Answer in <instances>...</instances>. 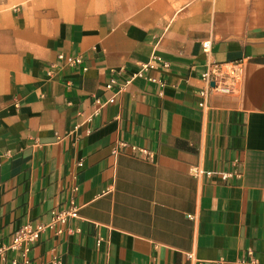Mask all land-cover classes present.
I'll use <instances>...</instances> for the list:
<instances>
[{"label": "crops", "instance_id": "crops-1", "mask_svg": "<svg viewBox=\"0 0 264 264\" xmlns=\"http://www.w3.org/2000/svg\"><path fill=\"white\" fill-rule=\"evenodd\" d=\"M72 206L29 264H264V0H0V242Z\"/></svg>", "mask_w": 264, "mask_h": 264}, {"label": "built area", "instance_id": "built-area-1", "mask_svg": "<svg viewBox=\"0 0 264 264\" xmlns=\"http://www.w3.org/2000/svg\"><path fill=\"white\" fill-rule=\"evenodd\" d=\"M212 49V42L210 40H207L203 43V50L205 53H209ZM69 64L72 65H81L82 60L81 58H69L68 60ZM155 66L152 63H146L142 64L141 67L134 73L133 78L127 82L130 83L135 78H143L146 76V74L154 69ZM243 73V64L241 62H235L230 65L229 68L225 69L222 65L219 64H211L209 65L206 72L203 74V80L208 84H214L213 90L220 92V93H230L232 91V87L228 85V82L238 80ZM117 85V79L115 77L111 78L110 81L106 84L105 89L107 92H111V95L107 99V104H115L117 97L119 94H121L124 89V87H119L117 90H115V86ZM207 92H202L201 96L206 100L207 98ZM206 103L203 102L201 104L202 107H205ZM100 110V109H99ZM97 110V112L99 111ZM127 147V144L120 143L117 147L114 148L113 154L118 155L121 153L122 149ZM132 152H139L142 156H144L148 160H152L154 158V154L146 149H139L135 146H131ZM192 174L194 177L199 178L204 172L200 170L199 168H193ZM207 176L212 177L214 175L213 172L206 173ZM231 175L225 174L222 176L224 180L229 178ZM78 191V188L74 189V192L76 193ZM79 216V208L76 206H72L68 210H55L52 212V219L50 224L48 225H39L36 228H33L31 225H26L22 227L20 230H18L13 238L10 244H4L0 242V259H6L8 253L10 252H19L23 260L21 262L13 259L12 264H29V256L32 251L33 246L37 243V241L40 238L41 233L46 228H54L56 225H62L66 224L68 219L70 218H77ZM192 218V216H190ZM98 244H101V240L98 241ZM250 256L252 254L250 253ZM191 258V255L189 256ZM250 264H256L257 261L254 260L252 257L248 261Z\"/></svg>", "mask_w": 264, "mask_h": 264}]
</instances>
